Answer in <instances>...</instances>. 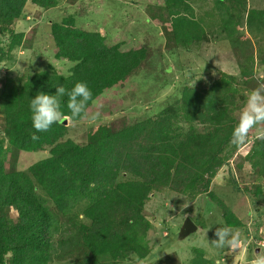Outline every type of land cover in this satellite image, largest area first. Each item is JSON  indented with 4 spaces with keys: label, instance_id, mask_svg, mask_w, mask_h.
<instances>
[{
    "label": "rangeland",
    "instance_id": "obj_1",
    "mask_svg": "<svg viewBox=\"0 0 264 264\" xmlns=\"http://www.w3.org/2000/svg\"><path fill=\"white\" fill-rule=\"evenodd\" d=\"M23 14L31 17V25L23 28L29 31L22 46L11 52L12 33L5 30L0 35L2 46L9 51L8 59L0 60V88L9 78L14 85L21 86L40 70L69 73L74 63L56 57L51 26L71 16L79 28L104 30L110 45L147 51L136 71L107 89L88 109L92 113L97 111V104L100 106L98 120L74 123L65 119L69 128L64 139L80 144H86L90 132L100 126L120 131L148 118H160L172 107L175 109L169 116L170 137L176 144L192 133L206 132L212 127V120L235 125L248 93L256 87V76L264 75V0H185L183 5L173 8L165 0H53L50 7L29 0ZM174 14L197 22L199 39L177 40L171 29ZM220 79L229 83L223 91L232 102L220 107L223 109L218 106L219 111L212 110L208 116L215 113V119L207 116L206 122L190 121L181 108L184 87L190 84L207 88ZM4 118L0 107V143L5 148L2 158L7 170L28 171L34 162L50 155L49 145L38 151H16L4 136ZM258 140L253 129L244 145L237 147L230 142L221 153L223 165L215 169L213 176H206L207 188L204 183H197L181 192L169 186L153 190L144 205V215L150 223L143 242L148 254L143 258L134 251L103 254L99 263L191 264L198 253H203L214 264H250L256 253L264 252V177L255 165ZM128 179L135 176L126 172L118 176L119 181ZM38 193L47 197L40 188ZM212 194L234 212L240 226L227 225ZM87 204L83 200L62 214L49 201L59 226L54 237L56 252L50 264L85 261L88 248L82 241L77 243L76 235L82 224L91 223L83 213ZM2 210L8 218L17 217L13 209ZM187 219L196 224L194 232H185ZM220 226L239 231L242 247L238 252L231 253L211 243ZM61 240H66L63 248Z\"/></svg>",
    "mask_w": 264,
    "mask_h": 264
},
{
    "label": "trees",
    "instance_id": "obj_2",
    "mask_svg": "<svg viewBox=\"0 0 264 264\" xmlns=\"http://www.w3.org/2000/svg\"><path fill=\"white\" fill-rule=\"evenodd\" d=\"M28 1L0 0V35L5 30L12 33L11 52L24 42L25 33L15 32L12 26L23 15ZM31 1L41 7L53 6V0ZM165 2L173 8L185 0ZM51 28L56 57L74 63L69 73L40 70L21 86L9 78L0 88L3 133L9 144L16 151H38L51 146L48 157L22 171L7 170L2 158L5 148L0 143V264H50L59 226L49 201L62 214L81 201H88L83 213L91 223L82 224L76 235L77 243L82 241L88 248V255L80 264H100V255L124 251H134L143 258L148 254L144 234L150 228L144 205L152 191L169 186L181 192L197 183H204L207 188L206 176H213L215 169L223 165L221 153L230 143L234 125L212 120V127L206 132L192 133L176 144L170 137L169 116L175 109L172 107L160 118H148L120 131L100 126L90 132L86 144L64 139L69 128L65 123L53 124L49 130L37 133L29 109L30 99L37 91L54 94L57 83L71 89L77 81H83L95 101L107 89L125 81L147 56L145 48L122 50L119 44H108L104 30L79 28L72 16L53 22ZM171 29L177 40L188 42L200 37L199 24L181 15L172 16ZM9 51H5L0 36V60ZM228 84L220 79L207 88L186 85L182 111L190 121L206 122L212 110L219 111L218 106L224 108L232 102L223 91ZM61 110L72 120L66 96L61 98ZM216 115L208 117L215 119ZM34 133L38 139H32ZM255 165L264 177V139L256 143ZM121 172L135 179L119 181ZM39 188L46 198L38 193ZM212 197L222 208L227 225L240 226L234 212L214 194ZM2 208L15 210L17 217L8 218ZM65 241L61 240L62 248ZM191 264L214 263L198 253Z\"/></svg>",
    "mask_w": 264,
    "mask_h": 264
},
{
    "label": "clouds",
    "instance_id": "obj_3",
    "mask_svg": "<svg viewBox=\"0 0 264 264\" xmlns=\"http://www.w3.org/2000/svg\"><path fill=\"white\" fill-rule=\"evenodd\" d=\"M256 81V87L248 93L231 133L230 142L237 147L247 142L253 129H256L257 139H264V75H257ZM55 88L54 94L37 91L30 99V119L37 133L49 130L53 124L65 122V114L61 110V98L65 96L67 97V108L74 123L78 119L94 123L100 118L98 104L96 105L97 111L89 113L88 104L93 101V94L86 82L77 81L71 89H66L63 84L57 83ZM38 138L35 133L32 135V139ZM215 236L216 239L211 243L217 248H227L231 253H236L242 247L239 231L230 227H217ZM250 264H264V252L256 253Z\"/></svg>",
    "mask_w": 264,
    "mask_h": 264
},
{
    "label": "crops",
    "instance_id": "obj_4",
    "mask_svg": "<svg viewBox=\"0 0 264 264\" xmlns=\"http://www.w3.org/2000/svg\"><path fill=\"white\" fill-rule=\"evenodd\" d=\"M31 19L30 16H25L24 14L14 23V25L12 26L13 29H15V32H23L25 33V38L24 40H26V33H28V31L24 30L23 28H27L29 27L31 24L29 23V20ZM16 24V25H15ZM16 27V28H15ZM21 27V29L19 28ZM17 29V30H16ZM23 45V44H22ZM20 45V46H22ZM29 48V47H26Z\"/></svg>",
    "mask_w": 264,
    "mask_h": 264
},
{
    "label": "water",
    "instance_id": "obj_5",
    "mask_svg": "<svg viewBox=\"0 0 264 264\" xmlns=\"http://www.w3.org/2000/svg\"><path fill=\"white\" fill-rule=\"evenodd\" d=\"M67 118L68 117H66V119ZM64 123L66 124V122H64ZM196 229H197L196 224L192 220L187 219L186 222H185V225H184L185 232L186 233H191V232H194Z\"/></svg>",
    "mask_w": 264,
    "mask_h": 264
}]
</instances>
